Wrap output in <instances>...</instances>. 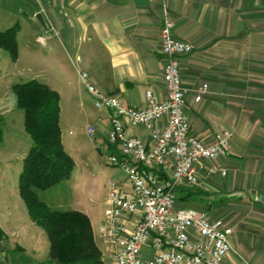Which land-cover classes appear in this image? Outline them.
Wrapping results in <instances>:
<instances>
[{
  "label": "crops",
  "instance_id": "0c3cea01",
  "mask_svg": "<svg viewBox=\"0 0 264 264\" xmlns=\"http://www.w3.org/2000/svg\"><path fill=\"white\" fill-rule=\"evenodd\" d=\"M166 19L174 25L175 38L194 46L180 59L191 132L205 142L222 130L233 134L226 155L211 162L226 175L208 177L201 171V186L180 187L177 204L196 205L211 221L231 229V251L221 264H264V0H0V32L14 28L16 43L14 56L0 45V264H42L49 253L46 233L30 219L19 194L32 142L13 86L43 78L42 84L59 94L60 107L61 95H69L85 117V137L94 150L107 153L112 149L110 112L94 107L79 73H87L95 87L125 106H144L148 90L164 100L161 30ZM203 85L207 92L197 102ZM87 127L94 130L91 136ZM124 136L148 144L150 130L124 123ZM78 138L65 139L61 132L71 158ZM87 167L95 172L88 162ZM121 172L123 177L107 185L111 181L128 192ZM54 186L37 190V197ZM73 210L90 221L87 213ZM102 244L95 243L99 264H114L111 248ZM141 254L150 259L153 252L146 246Z\"/></svg>",
  "mask_w": 264,
  "mask_h": 264
},
{
  "label": "built area",
  "instance_id": "2783aa9c",
  "mask_svg": "<svg viewBox=\"0 0 264 264\" xmlns=\"http://www.w3.org/2000/svg\"><path fill=\"white\" fill-rule=\"evenodd\" d=\"M173 26L166 19L161 30L166 91L162 101L148 90L144 106H125L95 87L87 73H79L94 107L110 112L107 142L112 149L107 162L122 169L129 188L127 192L108 182L109 199L98 229L100 239L111 248L114 264H221L231 251L232 231L222 221H211L204 211L177 204L180 187L201 186V171L208 177L226 175L211 162L226 155L233 134L222 130L205 142L191 132L184 115L180 59L194 46L175 38ZM206 92L203 85L195 101ZM161 121L164 125L159 127ZM124 123L149 129V143L124 136ZM93 132L87 127L89 136ZM146 246L153 252L150 259L141 254Z\"/></svg>",
  "mask_w": 264,
  "mask_h": 264
},
{
  "label": "trees",
  "instance_id": "16d2710c",
  "mask_svg": "<svg viewBox=\"0 0 264 264\" xmlns=\"http://www.w3.org/2000/svg\"><path fill=\"white\" fill-rule=\"evenodd\" d=\"M0 45L14 56V28L0 32ZM13 93L32 142L19 175V194L30 219L49 241L48 260L42 264H99L88 217L75 210H53L36 194L69 179L74 167L62 144L59 94L35 79L15 84Z\"/></svg>",
  "mask_w": 264,
  "mask_h": 264
},
{
  "label": "rangeland",
  "instance_id": "374dc122",
  "mask_svg": "<svg viewBox=\"0 0 264 264\" xmlns=\"http://www.w3.org/2000/svg\"><path fill=\"white\" fill-rule=\"evenodd\" d=\"M44 80L41 78L37 81H41L40 83H42L45 82ZM61 96L60 126L62 137L65 139H72L76 136L80 137L78 138L80 140L78 145L72 150L74 167L70 177L73 179V183L69 180H63L58 185L48 189L45 193L38 194V198L41 201L47 200L50 206L57 208V210L80 209L87 213L90 217L94 241L97 245L102 246L98 228L109 199L110 187L107 185V181L109 179L116 180V178H121L124 174L121 172L122 169L120 167L113 166L107 162L106 151L100 152V150L93 149L94 143L85 137L83 131L85 117L82 115V111L74 106L69 95L65 96L63 94ZM18 113L21 114L22 112L18 110ZM16 121L17 119L12 121L13 129L17 126ZM85 160L93 168H96L95 172L90 173L88 167L85 169V165L87 164ZM187 205L201 210L196 205Z\"/></svg>",
  "mask_w": 264,
  "mask_h": 264
},
{
  "label": "water",
  "instance_id": "95a60500",
  "mask_svg": "<svg viewBox=\"0 0 264 264\" xmlns=\"http://www.w3.org/2000/svg\"><path fill=\"white\" fill-rule=\"evenodd\" d=\"M36 19L39 21V23H40L43 27H45V25H44V23H43V20L41 19V16H40V15H37V16H36Z\"/></svg>",
  "mask_w": 264,
  "mask_h": 264
}]
</instances>
